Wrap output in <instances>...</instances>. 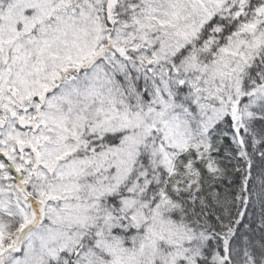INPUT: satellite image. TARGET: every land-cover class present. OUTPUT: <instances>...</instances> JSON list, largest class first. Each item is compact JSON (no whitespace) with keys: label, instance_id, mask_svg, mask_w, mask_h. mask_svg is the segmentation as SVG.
Here are the masks:
<instances>
[{"label":"snow or ice","instance_id":"snow-or-ice-1","mask_svg":"<svg viewBox=\"0 0 264 264\" xmlns=\"http://www.w3.org/2000/svg\"><path fill=\"white\" fill-rule=\"evenodd\" d=\"M0 264H264V0H0Z\"/></svg>","mask_w":264,"mask_h":264}]
</instances>
